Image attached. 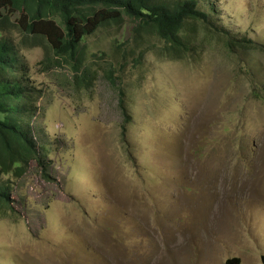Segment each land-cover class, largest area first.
<instances>
[{
	"label": "rangeland",
	"instance_id": "1",
	"mask_svg": "<svg viewBox=\"0 0 264 264\" xmlns=\"http://www.w3.org/2000/svg\"><path fill=\"white\" fill-rule=\"evenodd\" d=\"M194 1L261 50L204 45L196 25L204 46L171 59L125 22L85 39L75 74L15 34L51 151L14 179L0 264H263L264 0Z\"/></svg>",
	"mask_w": 264,
	"mask_h": 264
},
{
	"label": "trees",
	"instance_id": "2",
	"mask_svg": "<svg viewBox=\"0 0 264 264\" xmlns=\"http://www.w3.org/2000/svg\"><path fill=\"white\" fill-rule=\"evenodd\" d=\"M213 12L201 10L194 0H0V214L12 210L14 179L24 177L34 163L47 172L51 151L36 137L42 92L30 79L15 34L23 45L43 48L44 70L67 66L75 74L84 69L85 39L102 27L125 22L133 26L138 40L144 33L156 35L165 44L162 56L171 59H186L215 38L235 56L261 50L251 39L214 25ZM196 25L206 28L204 45H194ZM254 96L264 100L258 93ZM226 264L242 263L232 257Z\"/></svg>",
	"mask_w": 264,
	"mask_h": 264
}]
</instances>
